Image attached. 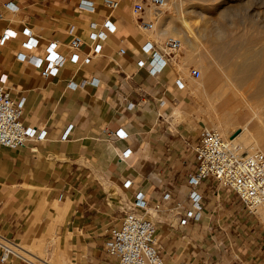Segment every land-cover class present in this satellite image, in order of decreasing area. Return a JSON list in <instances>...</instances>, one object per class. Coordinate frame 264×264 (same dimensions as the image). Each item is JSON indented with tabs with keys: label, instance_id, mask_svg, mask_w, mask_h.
Masks as SVG:
<instances>
[{
	"label": "crops",
	"instance_id": "0c3cea01",
	"mask_svg": "<svg viewBox=\"0 0 264 264\" xmlns=\"http://www.w3.org/2000/svg\"><path fill=\"white\" fill-rule=\"evenodd\" d=\"M7 1L0 0V36L7 28L18 35L0 45V75H8L6 87L14 98H26V125L48 133L22 148L0 146V231L21 244L55 229L66 264H118L105 242L135 194L143 191L154 204L170 190L172 198L163 201V209L151 213L167 264H264L261 213L250 212L212 178L195 188L189 183L201 129L220 120L198 78L187 82L180 76L175 57L158 75L138 65L149 58L143 44L157 39L142 32L134 18L135 0H122L114 10L94 0L92 12L81 9L80 0H12L19 8L15 12L5 9ZM106 19L117 32L103 42L101 54H91L90 23L101 26ZM72 25L84 39L81 60L67 61L57 76L44 77L40 68L17 58L25 27L40 38L32 53L43 54L50 41L64 40L58 50L68 54ZM122 47L125 54L119 53ZM88 54L90 62H83ZM178 60L183 68V60L197 63L185 52ZM94 78L97 83L69 85ZM178 79L185 89L178 88ZM176 97L179 105L173 103ZM129 102L137 105L129 108ZM70 124L69 138L61 139ZM120 128L129 132L127 137L116 136ZM128 148L132 153L122 158ZM192 189L202 194V217L182 225L179 211L191 208Z\"/></svg>",
	"mask_w": 264,
	"mask_h": 264
},
{
	"label": "built area",
	"instance_id": "2783aa9c",
	"mask_svg": "<svg viewBox=\"0 0 264 264\" xmlns=\"http://www.w3.org/2000/svg\"><path fill=\"white\" fill-rule=\"evenodd\" d=\"M106 6L114 10L120 6L122 0H103ZM166 0H135L133 12L136 14L140 27L147 32H155L154 19L158 16L157 10L166 5ZM79 7L83 10L94 11V0H80ZM5 9L17 11L18 5L12 0L5 3ZM89 38L92 42L91 54L99 55L103 52V42L110 34L117 32V26L110 19H106L100 26L92 21L89 26ZM25 40L22 41L23 50L18 51L17 58L41 69L44 77L57 76L60 69L67 61L79 62L81 56L80 48L84 39L76 33L75 25L69 29L72 36L67 42L69 53L64 54L58 50V45L64 40L50 41L43 54H35L31 51L39 45L40 38L32 28L25 27L22 31ZM18 35V31L7 28L0 36V45H4L10 38ZM182 40L174 36H164L157 41H147L142 46V51L149 54V58L140 59L139 66H145L153 75H158L166 64L172 60L177 52L182 49ZM124 47L119 49L120 54H125ZM91 54L83 58V62H90ZM192 77L199 78L201 70L192 67ZM8 75H0V146L10 148H22L30 139H45L46 128H38L26 125L23 115L26 98H14L7 89ZM87 82L97 83V79L82 80L79 84L70 81L69 85L83 87ZM179 89H185L186 85L182 79L176 82ZM166 100L160 104L165 105ZM175 105L181 103L176 97ZM135 102H129L128 107L134 108ZM73 124L62 133L61 139H68ZM117 137H127L129 132L120 128L115 132ZM132 153L131 149L122 152V158H127ZM195 167L189 174V183L195 188L205 179H214L225 188L234 192L244 203L245 207L252 213L257 212L259 206H264V150L254 147L251 150L242 148L232 140L224 136L214 127L205 126L201 129L200 139L194 150ZM154 179V176L150 178ZM161 179L158 181L160 184ZM128 184V182H126ZM191 208L185 209L181 214L180 223L188 224L191 220L198 221L202 217L203 203L202 194L197 189L190 191ZM172 198V192L166 190L162 201L150 203L143 191H138L131 202L130 210L125 213L121 223L112 228L105 242V249L111 256L118 259V264H167L161 253L157 240V222L152 217L153 211L163 209V201ZM182 204L177 203L176 209ZM30 257H29V256ZM33 255V256H32ZM34 254L26 250L20 242L8 237L0 231V264H15L20 261L23 264H39L34 259ZM37 260V259H36Z\"/></svg>",
	"mask_w": 264,
	"mask_h": 264
},
{
	"label": "rangeland",
	"instance_id": "374dc122",
	"mask_svg": "<svg viewBox=\"0 0 264 264\" xmlns=\"http://www.w3.org/2000/svg\"><path fill=\"white\" fill-rule=\"evenodd\" d=\"M171 1L174 0H169V2ZM176 6L169 7L167 0L166 5L157 10L158 16L154 19L157 30L155 32H147L142 29V32L147 34L149 38L155 40L157 39L158 43L159 39L164 36H174L182 40V49L181 51L177 52L178 54L176 53L177 57L175 56L173 59V64L180 76L185 78L187 82L190 80H195L190 73L192 67H196L201 70V76L196 79L197 84H201L202 79H204L201 63L210 62L214 56L208 53L206 49L207 47L212 48V43L207 39L210 34L214 37L218 34L221 35L222 38H224L227 42L228 46L240 44L244 45L245 43H248V47H252L254 51L259 52L258 57L248 58V61L257 60V62L264 63V0H205L204 2L201 0H188L186 6H184V9L182 7L181 9L178 7L176 8ZM201 13H204V15ZM132 14L134 18L137 17L133 12V9ZM164 16L172 19L174 24L179 27L181 26L182 17H186L193 29H195L196 33L198 31L201 34L204 33L203 28L206 25V34L208 36L199 38L196 37L194 46L191 47L184 38L173 34L172 32L162 35L160 25H158V19L161 20ZM211 38L212 37H209L210 40ZM184 52L191 59H197L199 54L196 53L202 52L203 54L199 60H196L197 63L190 62L189 60H183L182 63L187 65L186 68H183L184 66L182 67V64H178V61L180 62L178 58L181 54L184 55ZM228 59L234 60L237 63L245 60L241 57H232V55H228ZM237 67V65L234 66L235 69ZM261 71H263L261 73H264V70ZM206 83L211 89L214 86L213 90L219 94V100L225 98L228 95H233V99L226 103L225 109L236 110L237 108H243L244 112L240 114L236 127H227V130L230 133L229 137L232 136L234 138L236 133L234 129L238 128V126L246 124L251 118V111L248 109V107H243L245 106L246 102L245 100H242L243 98L241 99L240 91H244V99L247 97L250 99V102L252 101L255 103L256 99L250 98L249 96L251 95L254 88L258 86V83L255 80L248 81V83L241 82L239 85L241 88H235L230 83H226L224 79L215 82L213 77L210 75L206 76ZM188 89L191 90V88ZM262 99L263 103L260 104L256 102L261 105L259 110L262 122L257 119H253L248 125L249 128L254 131L259 127V125L264 124V94H262ZM228 103H230V105H228ZM204 114L208 115L206 113ZM208 118L209 116L204 117V119ZM219 124L214 125L213 123H208L207 126H215L214 128L218 129L222 133ZM240 143L245 147L248 146L244 145L245 142ZM261 146V148L264 150V145L261 144ZM257 209V211L264 217V206H259ZM21 244L31 253L38 256L36 258L37 260L32 257L31 258L37 261L39 264H43L42 260H47L53 264H66V261L63 259V253L59 250V246H61L60 238L55 235V229L53 232L49 231L46 234L35 236L31 243L28 241H22Z\"/></svg>",
	"mask_w": 264,
	"mask_h": 264
},
{
	"label": "bare ground",
	"instance_id": "6f19581e",
	"mask_svg": "<svg viewBox=\"0 0 264 264\" xmlns=\"http://www.w3.org/2000/svg\"><path fill=\"white\" fill-rule=\"evenodd\" d=\"M187 1L188 0H174L169 2L168 0V5L169 7H174L177 5L176 8L178 7L181 9L182 7L184 9V6H186ZM201 1L204 2L205 0H201ZM201 14L204 15V13ZM158 22H159L158 25H160L161 28L162 35L172 32L173 34H176L184 38L185 41L188 43V45H190L191 47L194 46L196 37L199 38V37L208 36L206 34L207 32L206 25L203 28L204 33L201 34L198 31L197 34L195 32V29H193L189 20L186 17H182V22L180 26L181 28L175 25L173 20L166 16L162 17L161 20L158 19ZM209 37H212L211 40L209 39ZM207 39L212 43V48L209 47L206 48L207 52L214 56L212 57L210 62L201 63L204 74V79H202L201 81V87L206 91V92L204 91V93H206L205 95H207L208 97L210 96L212 98L210 102L211 103L210 107L214 110V113L219 117L220 120L219 126L223 134L218 129L217 130L222 135L225 136L224 138L227 137L226 139L232 140L235 144L241 145L242 148L244 149L251 150L254 147L261 148L262 147L261 144L264 145V124L259 125V127L255 131L250 129L248 126L251 120L253 119H257L262 122L259 108L261 107L260 104L263 103L262 94H264V73H261L263 72L261 70H264V63L257 62V60L248 61V58L258 57L259 52L254 51L252 47H248V43H245L244 45L240 44L235 46H228L225 39L222 38V36L219 34L215 35V37L211 36L210 34V36H208ZM177 54L175 56H177ZM196 54H199V56H197V60H199L202 57L203 53L199 52ZM228 55H232V57H241L244 58L245 60L241 61L240 63H237L234 60L228 59ZM235 65L238 66L236 69L234 68ZM208 75L212 76L215 82L224 79L226 83H230L235 88H241V86H239L241 82L248 83V81L255 80L258 83V86L254 88V90L252 91L249 97L256 99V102L260 104L256 102L254 103L252 101L250 102V99L247 97H245L244 99V91H240L241 99L243 98L242 100H245L246 102L245 106L243 107L244 108L248 107V109L251 111V118L248 120L246 124L238 126V128L234 129L236 131L234 138L232 136L229 137L230 133L228 132L227 127L229 126H232L233 128L236 127L237 120L239 121V116L244 112V110L243 108H237L236 110L225 109L226 104L221 100L225 99L227 103L233 99L232 98L233 95L232 96L228 95L225 98L219 100V94L216 91L210 90V92H208L209 86L206 83V76ZM219 104L220 107H219V111L217 112L216 105ZM223 104L225 106H221ZM240 142H245L244 145H248V146L245 147ZM263 215H264V211H263ZM34 257L37 258L38 256L34 254ZM42 263L53 264L47 260H42Z\"/></svg>",
	"mask_w": 264,
	"mask_h": 264
}]
</instances>
